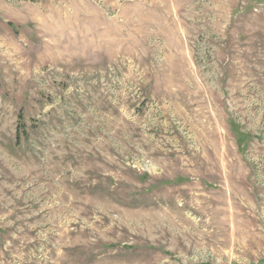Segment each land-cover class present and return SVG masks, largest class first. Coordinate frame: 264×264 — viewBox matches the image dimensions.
Returning <instances> with one entry per match:
<instances>
[{
  "label": "rangeland",
  "instance_id": "obj_1",
  "mask_svg": "<svg viewBox=\"0 0 264 264\" xmlns=\"http://www.w3.org/2000/svg\"><path fill=\"white\" fill-rule=\"evenodd\" d=\"M0 264H264V0H0Z\"/></svg>",
  "mask_w": 264,
  "mask_h": 264
}]
</instances>
